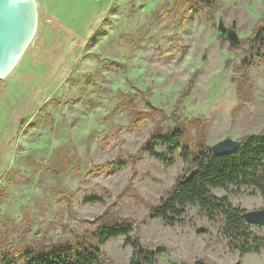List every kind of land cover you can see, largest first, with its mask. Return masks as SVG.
<instances>
[{
    "label": "rangeland",
    "instance_id": "rangeland-1",
    "mask_svg": "<svg viewBox=\"0 0 264 264\" xmlns=\"http://www.w3.org/2000/svg\"><path fill=\"white\" fill-rule=\"evenodd\" d=\"M183 1L36 0L37 34L0 81V254L5 244L14 252L41 239L78 242L106 214L129 220L132 238L155 252L157 264H264V253L231 252L220 225L195 207L173 228L147 220L186 166L176 158L165 167L146 155L129 162L174 122L190 124V136L207 127L208 147L264 133V60L252 56L249 80L237 82L263 24L264 0H207L217 4L213 10L188 13ZM218 22L234 30L237 45L221 39ZM94 197L103 202L83 203ZM229 200L245 212L264 209L258 193ZM252 231L264 239V227ZM100 250L111 264H129L134 252L123 238Z\"/></svg>",
    "mask_w": 264,
    "mask_h": 264
},
{
    "label": "trees",
    "instance_id": "trees-1",
    "mask_svg": "<svg viewBox=\"0 0 264 264\" xmlns=\"http://www.w3.org/2000/svg\"><path fill=\"white\" fill-rule=\"evenodd\" d=\"M216 5L215 2L207 0L195 3L184 0L179 8L187 7L188 13L203 6L211 11ZM262 21L260 29H256L255 36L249 42L250 58L244 59L239 66V71L242 70L240 82L237 81L239 86H244L249 80L248 69L252 66L253 60L251 57L264 60L262 55L264 18ZM111 64L119 68V65ZM232 80L235 82V78ZM244 96L242 88L239 87L236 97L244 101ZM177 124L180 126L178 127ZM177 124L174 122L172 128L166 131L159 129L153 132L138 154L129 158L131 164H136L143 155H146L165 167L174 166L178 158L186 166V177L178 179L172 188L164 192L160 202L149 209L147 220L157 219L173 228L177 224H182L189 207H195L208 222L220 225L219 234L225 238L226 246L231 252H238L239 256L261 255L264 253V239L253 233L252 226L242 220L241 216L245 211L233 207L229 196H237L247 191L249 195L258 193L264 200V133L240 140L241 147L235 154L216 157L206 144L208 129L205 128L207 127L202 129L197 127L194 135L190 136L188 134L190 124L183 126L181 123ZM126 161L95 167L92 172H104L111 166L122 167ZM191 173H194L193 176L186 181ZM213 190H222L228 196L217 197ZM64 199L69 201L66 197ZM101 202L102 199L94 197L88 198L83 203ZM93 224L96 229L75 243L59 244L41 239L14 252L6 250L4 243L5 250L0 254V264H111L105 252L100 249L115 238L125 239V244L133 249L129 264L158 263L155 252L137 247L135 239L131 236L136 232L135 226L129 220L113 219L104 214ZM194 264H205V262L197 261Z\"/></svg>",
    "mask_w": 264,
    "mask_h": 264
},
{
    "label": "water",
    "instance_id": "water-1",
    "mask_svg": "<svg viewBox=\"0 0 264 264\" xmlns=\"http://www.w3.org/2000/svg\"><path fill=\"white\" fill-rule=\"evenodd\" d=\"M38 6L36 0H0V81H4L19 64L24 53L31 47L38 27ZM217 30L221 39L228 42L229 46L238 43V35L234 30L228 29L222 22H218ZM260 27H258V30ZM240 141L224 139L210 146L212 154L216 157L235 154L240 149ZM191 173L186 181L193 176ZM242 220L250 227H264V209L250 211L242 214ZM205 229H198V233H204ZM135 243L140 249L139 240ZM157 253L164 252L158 247ZM169 264H181L169 260Z\"/></svg>",
    "mask_w": 264,
    "mask_h": 264
}]
</instances>
